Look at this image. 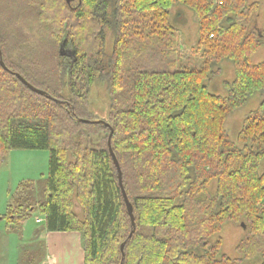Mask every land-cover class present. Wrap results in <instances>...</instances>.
Returning a JSON list of instances; mask_svg holds the SVG:
<instances>
[{
    "label": "trees",
    "instance_id": "16d2710c",
    "mask_svg": "<svg viewBox=\"0 0 264 264\" xmlns=\"http://www.w3.org/2000/svg\"><path fill=\"white\" fill-rule=\"evenodd\" d=\"M27 3L36 13L33 26L55 49L64 44L74 55L60 57L50 48L53 61L35 73L36 62L7 59L8 36L0 32L6 68L59 102L31 92L0 67V161L11 150L49 154L41 200L32 205L33 186L20 184L7 207L10 222L24 220L37 207L46 232L80 234L84 264H120L124 242L122 264H242L264 257V98L243 120L241 147L224 128L232 112L264 94V61L251 63L264 46V21L261 31L250 27L257 4ZM175 3L190 10L198 25L196 47L185 60L170 23ZM223 61L232 64L234 79L224 83L225 96H217L206 82L219 74L213 69ZM93 84H102L109 98L104 122L113 131L110 144L135 219L129 240L130 219L107 146L110 130L79 122L94 121L88 108ZM73 197L83 220L72 212ZM241 220L249 232L237 247L242 259L232 260L220 253V239L208 240L224 224Z\"/></svg>",
    "mask_w": 264,
    "mask_h": 264
},
{
    "label": "rangeland",
    "instance_id": "374dc122",
    "mask_svg": "<svg viewBox=\"0 0 264 264\" xmlns=\"http://www.w3.org/2000/svg\"><path fill=\"white\" fill-rule=\"evenodd\" d=\"M28 0H3L0 1V32L6 33L7 46L6 57L10 62L35 64V73L45 71L42 64L51 63L50 52L54 49L59 53V46L54 48L51 40L45 33L33 26L36 13ZM73 5L77 0H72ZM248 5L257 4L258 10L254 13L251 29L261 31L264 21V0H246ZM170 23L174 28V41L182 60L193 53L196 47L198 25L195 15L178 3L171 10ZM33 26V27H32ZM0 33V35H1ZM52 50H51V49ZM107 53L111 50V38L109 34L106 40ZM70 52V48H64ZM264 61V46L252 57L251 63L257 65ZM46 64V65H47ZM34 66V65H32ZM219 69V74L210 77L206 82L209 92L217 96H225L224 83H231L234 79L233 66L230 62L223 61L214 67ZM264 98L263 92H258L248 99L240 109L232 112L226 119L224 128L232 142L237 146L238 133L241 130L243 120L254 111ZM89 113L94 121H107L109 112V98L102 84H93L88 99ZM48 152L45 150H11L0 161V264H46V233L43 217L37 207L22 221L11 223L6 216L7 207L13 203L20 184L30 183L32 187L31 197L36 203L42 198L43 182L48 172ZM67 160L72 161L71 155ZM216 184L212 182L209 194L213 195ZM26 194V193H25ZM203 198V197H201ZM72 212L83 220L84 210L75 197L72 200ZM39 220V223L36 222ZM248 225L244 220L224 224L219 234L209 238L213 243L221 240L220 253L229 259H242L243 255L237 250L240 242L248 235ZM76 233V232H72ZM79 234V233H78ZM80 235V234H79ZM81 238V236H80ZM82 243V240H81ZM263 256H257L252 260H244L242 264H261Z\"/></svg>",
    "mask_w": 264,
    "mask_h": 264
},
{
    "label": "crops",
    "instance_id": "0c3cea01",
    "mask_svg": "<svg viewBox=\"0 0 264 264\" xmlns=\"http://www.w3.org/2000/svg\"><path fill=\"white\" fill-rule=\"evenodd\" d=\"M45 233L46 264H84V252L78 233Z\"/></svg>",
    "mask_w": 264,
    "mask_h": 264
},
{
    "label": "water",
    "instance_id": "95a60500",
    "mask_svg": "<svg viewBox=\"0 0 264 264\" xmlns=\"http://www.w3.org/2000/svg\"><path fill=\"white\" fill-rule=\"evenodd\" d=\"M67 2H68V0H67ZM73 55H74L73 52H71V51H70V52H67V51L64 50V44H61V45H60V48H59V56H60V57H73ZM0 67H1L3 70H5V71L10 72V71L6 68V66H5V64H4V62H3L1 51H0ZM10 73H12V72H10ZM12 74L17 78V80H18L23 86H25V87H26L28 90H30L31 92H33V93H35V94H37V95H40V96H44V97H46V98H48V99H50V100H54V99H52L50 96H48L44 91H41V90L35 88L34 86H32L31 84H29V83H28L23 77H21L19 74H16V73H12ZM54 101H56V100H54ZM56 102H58V101H56ZM58 103H59V102H58ZM79 122L84 123V124H102V125L107 126V127L109 128V130H110V134H109L108 141H107V146H108V151H109V154H110L111 159H112V161H113V164H114V166H115V168H116V170H117L118 184H119V187H120V190H121L122 196H123V200H124V203H125V206H126L127 214H128V216H129V219H130L131 231H130L128 237H127V240H129V239L132 237V235H133V233H134V231H135V219H134V215H133V208H132V205L130 204V202H129L128 198H127V195H126V193H125V190H124V188H123V183H122V173H121V169H120L119 163H118V161H117V159H116V157H115V155H114V153H113V151H112V148H111L110 140H111V136H112L113 131H112V129L110 128V126H109L108 124H106L105 122H103V121H88V120H82V119H80ZM127 240H126V241H127ZM124 245H125V242L120 246V252H121V255H122V259H121L120 264H122V262H123V258H124V254H123V248H124Z\"/></svg>",
    "mask_w": 264,
    "mask_h": 264
},
{
    "label": "built area",
    "instance_id": "2783aa9c",
    "mask_svg": "<svg viewBox=\"0 0 264 264\" xmlns=\"http://www.w3.org/2000/svg\"><path fill=\"white\" fill-rule=\"evenodd\" d=\"M37 223H39V220H36Z\"/></svg>",
    "mask_w": 264,
    "mask_h": 264
}]
</instances>
